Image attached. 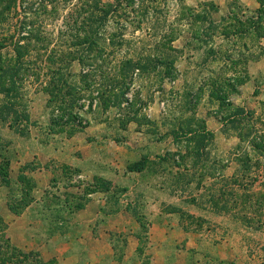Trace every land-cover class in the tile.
Wrapping results in <instances>:
<instances>
[{
	"label": "crops",
	"instance_id": "crops-1",
	"mask_svg": "<svg viewBox=\"0 0 264 264\" xmlns=\"http://www.w3.org/2000/svg\"><path fill=\"white\" fill-rule=\"evenodd\" d=\"M236 1L250 14L261 8L259 0ZM227 8L220 13L235 15ZM30 96L26 109L14 105L10 117L0 115V259L13 249L29 256L6 264H264L250 240H264V224L250 227L257 216L213 205L239 170L203 171L204 158L195 162L183 140L203 130L170 129L157 99L139 114L157 128L151 132L137 120L123 127L116 108L84 106L82 122H60L46 92ZM202 101L197 119L209 134L221 132L217 116H203ZM231 199L225 194L219 207Z\"/></svg>",
	"mask_w": 264,
	"mask_h": 264
},
{
	"label": "rangeland",
	"instance_id": "rangeland-1",
	"mask_svg": "<svg viewBox=\"0 0 264 264\" xmlns=\"http://www.w3.org/2000/svg\"><path fill=\"white\" fill-rule=\"evenodd\" d=\"M102 2L114 5L116 13L104 23L99 17L94 29L103 34L100 37L103 38L102 47L108 48L111 42L117 46L107 49L102 58L85 59L83 38L89 28L87 19L91 13L102 15V12L92 11L93 0H0V67H14L20 46H29L25 50L27 56L22 59L24 68L17 70L14 91L9 97L6 93L0 95V115L10 117L13 104L26 109L32 97L30 94L49 90L50 83L63 78L82 89L78 94L79 105L73 109L74 114L81 115L80 105L84 110V106L88 109L95 102L102 104V85L109 84L110 77L118 80L123 64L131 60L140 67L131 73L133 82L130 80L131 92L127 97L132 101V107L123 105L114 109L122 118L136 117L142 125H150L151 132H156L151 121L142 115L139 118V114L145 113L149 103L157 99L168 109L166 124H171L170 129L182 123L190 132H194L193 127L197 128L195 131L207 130L204 119L200 122L195 112L202 97L203 116H217L223 128L213 137L206 131L197 135L194 132L189 139H183L189 141L196 153L195 162L204 158L203 171L209 167L218 173H223L226 167L239 170L240 182L257 178L260 188L264 183V155L250 151L252 163L241 156L247 145L243 139L245 135L254 131L264 137V59H261L264 49L258 32L244 33L245 26L241 23L248 15L241 3L236 0L223 5L219 0ZM226 8L235 15L230 12L222 15L220 10ZM173 34L172 45L177 53L168 50L169 36ZM76 51L78 58L86 63L85 69L91 71L84 79H81V62L69 64ZM21 52L24 53V49ZM171 61L174 74L166 77L164 72ZM57 69L63 70L62 73H56ZM5 76L8 79L6 73ZM244 78H248V82L240 84V79L244 81ZM85 83L92 85L88 91L83 90ZM181 86H186L182 92ZM11 87L8 80L0 83L2 89ZM243 92L250 93L246 102L239 101ZM55 106V103L51 105V113L55 120H60L62 111ZM135 110H138L137 114ZM125 124L121 125L124 127ZM244 164L251 167L247 174L251 176L246 177ZM199 184L202 185V180ZM263 220L264 212L254 218V222ZM250 240L255 242L251 246L253 253L264 255L263 238L252 237ZM256 242L260 244L256 245Z\"/></svg>",
	"mask_w": 264,
	"mask_h": 264
},
{
	"label": "trees",
	"instance_id": "trees-1",
	"mask_svg": "<svg viewBox=\"0 0 264 264\" xmlns=\"http://www.w3.org/2000/svg\"><path fill=\"white\" fill-rule=\"evenodd\" d=\"M94 5L95 6H91L92 11H96V12H102L101 16H98L96 14L91 13L87 19V24L89 26L88 31H85V38H83V43L86 45V55L87 57H85V59H96V58H102V56L104 55V52L109 49V48H115L117 45L115 42H111V44H109V47H102L101 46V41H103L102 37V32L98 31V29H94V25L95 23L97 24V22L99 21V17H100V21L101 22H105L107 21V19L110 17V15H114L116 13V11L114 10V5L112 4H108V3H103L102 0H93ZM259 2L261 3V8L251 12V14L249 13L250 11L245 10L242 7V9L245 10V13L248 15L247 20L241 24H243L245 26L244 29V33H250L251 31H256L258 32L260 38L264 37V0H259ZM246 16V15H245ZM86 20V19H85ZM107 39V38H106ZM111 41V40H110ZM175 41V36L170 35L169 36V44L170 47L168 48L169 51L177 53V50L174 49L172 43ZM75 46V45H74ZM29 46H20V50L16 52V59H15V64L14 67H8L6 65H2L0 68V72L2 71H6L5 73L7 74L8 79H5V73L2 72V74L0 75V83L3 80H8L10 83H12V87L11 88H0L2 93H6L7 96H11L10 94H12V92L14 91L13 86L15 85V82L18 80V71L17 70H23L25 63L22 62V59L27 56L25 53V50L28 48ZM24 49V53L21 52V50ZM78 51L72 53L71 55V60L69 62L70 66L73 62L75 61H80L82 64V72H81V79L86 78V76H88V73L91 71H88L87 69H85V65L86 63L81 61L80 58H78ZM113 54V52H112ZM110 55V54H109ZM171 59V58H168ZM169 66L167 67V70L164 72L166 77H172L174 74V63L173 61L168 63ZM140 66L137 64H134L131 60H127L124 64H123V69L120 70L119 74L120 77L118 80L117 77L115 78H108L109 79V84H103L102 88L104 89V91H102V98H103V102L101 105H99L97 103L95 110L97 108H102L104 111H109L112 108H118L121 107L123 105H127L128 107H132V101H130L127 97L128 93L131 92V86L132 83L130 82L131 79V73L133 72L134 69L139 68ZM139 70V69H138ZM146 70V69H145ZM63 70L61 69H57L56 73H62ZM10 74V75H8ZM118 75V74H116ZM68 77H73L72 74H68ZM64 79V78H63ZM60 79L59 81H53L52 83H50V85L52 87L49 88V90H44L47 92V94L50 96V105H53L54 103L56 104L55 107L58 108L59 111H62V118L59 120L60 122L67 117L66 121L67 123H77L78 120H81L79 118V116L77 114H74L73 109L79 105V101L81 100L80 97H78L80 94L79 92L82 91V89L76 86V84H70L66 79ZM20 81H22V79H20ZM130 82V83H129ZM133 82V80H132ZM229 82V80H228ZM239 83H243V80L240 79ZM234 84V83H233ZM235 85H233L234 87ZM92 87V85L90 83H85L84 84V89H86V91H88L90 88ZM48 89V88H47ZM235 89V88H234ZM100 94V93H99ZM221 99H223L221 97ZM10 107H14V104ZM82 105H80V110H82ZM89 110L92 111L93 110V106L90 105L89 106ZM138 113V110H135V114ZM136 121V117H125V119H123V123L125 121ZM82 122V120L80 121ZM88 124V122H87ZM80 126H83L80 124ZM203 131H205V129L203 128ZM258 133V132H257ZM204 134V133H203ZM211 137H213L211 135ZM245 142H247L246 145V149L244 150V153H242L241 157H244L245 161H247L248 163H252V157L250 154V151H253V153L255 154H259L258 156H262L264 155V137H260L258 134H255L254 131L249 132L247 135H245V137L243 138ZM133 168H136L133 167ZM260 168V167H259ZM7 169V165L5 164V166L2 167V171L5 172ZM244 172L247 176H251V175H247L249 172H251V167L248 165L243 166ZM258 182L257 178H253V179H249V180H244V182H240L238 179H233L231 181H228V185L227 188H230V190H220V192L217 195L216 199H212L215 200V203H213V205L215 206V208L220 211H225V212H240L242 214L248 213V215L251 216H258L260 212H264V183H262L260 185V188H258ZM239 192H243V194L239 195ZM227 194L228 197H231L232 199V203L230 201H226L225 204L222 207H219V203L222 202V199L224 198V195ZM212 200V201H213ZM241 217V216H240ZM247 223L250 224H255L254 228H257L256 226H261L264 224L263 221H257L254 222V219H249L247 220ZM251 227V225H250ZM10 258H1L0 262L3 264H6V262H10L16 258V257H22L24 259L23 262H27L29 259V256H26L22 253H20L19 251L13 249ZM38 264H42L40 262H38Z\"/></svg>",
	"mask_w": 264,
	"mask_h": 264
},
{
	"label": "built area",
	"instance_id": "built-area-1",
	"mask_svg": "<svg viewBox=\"0 0 264 264\" xmlns=\"http://www.w3.org/2000/svg\"><path fill=\"white\" fill-rule=\"evenodd\" d=\"M96 105H97V102H95V103L93 104V107L95 108V107H96Z\"/></svg>",
	"mask_w": 264,
	"mask_h": 264
}]
</instances>
